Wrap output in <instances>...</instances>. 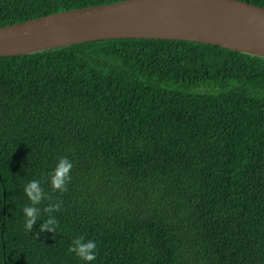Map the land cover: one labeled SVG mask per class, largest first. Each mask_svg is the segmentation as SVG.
Returning a JSON list of instances; mask_svg holds the SVG:
<instances>
[{
    "label": "trees",
    "instance_id": "trees-1",
    "mask_svg": "<svg viewBox=\"0 0 264 264\" xmlns=\"http://www.w3.org/2000/svg\"><path fill=\"white\" fill-rule=\"evenodd\" d=\"M120 1L0 0V28ZM0 264H264V58L159 39L0 57Z\"/></svg>",
    "mask_w": 264,
    "mask_h": 264
},
{
    "label": "water",
    "instance_id": "water-1",
    "mask_svg": "<svg viewBox=\"0 0 264 264\" xmlns=\"http://www.w3.org/2000/svg\"><path fill=\"white\" fill-rule=\"evenodd\" d=\"M112 39L190 41L264 58V7L240 0H123L0 28V57Z\"/></svg>",
    "mask_w": 264,
    "mask_h": 264
},
{
    "label": "clouds",
    "instance_id": "clouds-1",
    "mask_svg": "<svg viewBox=\"0 0 264 264\" xmlns=\"http://www.w3.org/2000/svg\"><path fill=\"white\" fill-rule=\"evenodd\" d=\"M72 168L73 163L66 156L58 161L51 175V182L54 189L66 190L67 181L70 179V171ZM24 191L27 197L32 201L31 205L24 207L26 218L25 226L31 230L36 224L41 212V209L36 207V205H38L47 194L41 186V181L39 179L29 181ZM59 207V204L49 205V208L45 210L51 211V209H58ZM55 224V219L50 217L46 222L40 225V231L52 232L55 230ZM97 247V242L95 240L80 236L70 245L69 251L75 253L77 257L85 262H92L97 258Z\"/></svg>",
    "mask_w": 264,
    "mask_h": 264
},
{
    "label": "rangeland",
    "instance_id": "rangeland-1",
    "mask_svg": "<svg viewBox=\"0 0 264 264\" xmlns=\"http://www.w3.org/2000/svg\"><path fill=\"white\" fill-rule=\"evenodd\" d=\"M98 41H103V40H98ZM91 42H95V41H91Z\"/></svg>",
    "mask_w": 264,
    "mask_h": 264
}]
</instances>
